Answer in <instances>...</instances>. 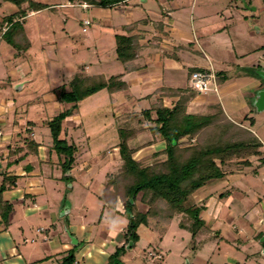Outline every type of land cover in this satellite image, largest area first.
Segmentation results:
<instances>
[{
    "label": "crops",
    "instance_id": "1",
    "mask_svg": "<svg viewBox=\"0 0 264 264\" xmlns=\"http://www.w3.org/2000/svg\"><path fill=\"white\" fill-rule=\"evenodd\" d=\"M73 1L76 2V0H68L64 6L75 5L71 4ZM84 2L86 1L82 3ZM155 2H159L160 9L152 5V12L138 13L137 19L132 18L136 8L130 0H122L108 7L96 6L95 17L98 23L114 28V38L117 34L131 36L138 45L133 49L134 51H131L132 56L124 60L117 55L115 38L113 57L120 63L118 71L97 72L106 78L116 76L113 80V90L107 88V92L109 98L114 97L117 101L118 109H123L122 112L118 111L117 116L129 109L148 108L158 99L170 105L172 99L162 96V89L189 87L191 71L199 67V70L214 73L218 90L197 92L194 97L196 100L193 101V98L192 103L196 105V101L200 100L197 104L199 110L207 104H219L229 118L251 129L253 120L251 115L254 109L251 108L249 98L255 93L254 100H256L258 94L264 90V77L253 76L248 72L239 74L237 70L241 66L244 69L258 68L260 61L264 60L262 53L264 45L259 43L255 46L250 45L251 48L247 47L248 51L240 49L242 44L236 43L241 41L242 33L239 32L237 24L240 20L228 24L233 18V11L238 8L230 5L218 7L212 3L213 1L208 0H155ZM124 3H126L124 13L128 18L123 23L115 22L117 20L110 8ZM88 4L89 7L84 10L94 6L91 5L92 3ZM79 5L81 7V3ZM1 7L13 13L17 11V7L10 2H2ZM31 12L36 11H30L28 14ZM245 39L248 38L244 35L241 42H248L244 41ZM80 47H83V44ZM12 51V48L8 49V52L12 53ZM252 55L253 57L249 58ZM80 68H85L88 74H97L89 72L86 64ZM217 73L222 74L217 76ZM21 87L20 84L18 89ZM141 101L146 105L140 104ZM192 103H189V107ZM67 118L66 128L69 124L67 122L72 123L73 130L82 127L77 114H72L71 120L69 116ZM3 123L4 120L0 121V124ZM253 132L262 143L260 149H264V138L259 136L257 131ZM2 136L0 132V137ZM8 138L6 141H0V168H2L0 182L6 186L0 193V264H63L70 256H72L70 264H108L110 257L116 252L122 264L156 262L162 264L161 261L152 258L149 251L147 256L153 263L147 261L144 254L140 256L138 248L134 251L132 246L137 241L125 248L127 242L124 234L128 222L124 219L125 210L120 204L115 207L106 205L99 198L105 182L98 180L100 169H69L68 171L41 167L24 169L21 164L31 155L38 156L39 166L49 164L50 146L47 148L40 143L36 153L25 154L24 151H20L13 154L12 149L17 148L18 145L11 146L14 145V137L9 135ZM18 138L15 142L21 140ZM30 140L33 139L28 141ZM64 172L66 177L72 175V179L64 178ZM4 175H8L9 179L1 181ZM225 184L227 183H214L208 191L219 192L226 186ZM210 197H212L210 204L213 210L205 209L206 212L202 211L201 216L206 217V221H209L213 228L216 221L213 218L215 208L220 203L214 194ZM208 243L199 247L193 254L186 246L182 250V255L191 256L187 263L218 264L211 261L215 249ZM158 251L162 253L161 250ZM249 258L247 255L244 260L248 261Z\"/></svg>",
    "mask_w": 264,
    "mask_h": 264
},
{
    "label": "rangeland",
    "instance_id": "2",
    "mask_svg": "<svg viewBox=\"0 0 264 264\" xmlns=\"http://www.w3.org/2000/svg\"><path fill=\"white\" fill-rule=\"evenodd\" d=\"M40 1L48 3L50 6L31 12L20 19H17V14L14 15L15 19L18 20L16 30L12 31L17 33V36L13 38L14 44H9L5 40L0 42V121L4 120V123L0 124V132L3 134L0 141L8 140L9 135H12L14 142L18 137L21 140L13 142L14 145L11 146L18 145V147L27 149L28 146L25 145L29 139H33L47 148L50 146L51 161L49 164L39 166L38 156L31 155L21 164L24 169H39V167L42 169H64L63 162L66 160V156L58 155L53 149L54 142L44 122L58 112L68 109L71 114H77V119L82 126L73 130L72 123L67 122L69 124L66 128L67 120L64 122V129L67 131L61 135L66 138L69 144H74L77 148L71 169H100L98 180L100 182L106 181L107 176L118 170L121 164L119 153L121 139L118 136L116 120L118 111L122 112L123 109H118L114 97L109 98L107 88L85 98L74 106L58 101L54 91L57 93L58 88L76 70H80L84 64L92 73H114L118 71L120 63L115 61L113 57V47L116 43L113 36L115 29L98 23L95 17L96 6L106 7V5L100 4L99 0H76V2L71 3L75 4L73 6H64L68 0ZM83 1L92 3L94 8L82 9L79 4ZM208 1H213L212 3L218 7L230 5L238 8L233 11V18L228 24L240 20L237 23L239 32L242 33L240 40H243L244 35L248 38L244 40L248 42L244 43L236 42L237 38L234 40L238 45L242 44L240 49L248 51L247 47L250 45L255 46L258 43L264 45V0ZM130 2L134 3V8H136L132 15L134 19L138 18V13L148 14L152 12V5L156 9L158 7L160 9L159 2L157 3L155 0H148L147 2L130 0ZM1 3L0 18L13 13L1 7ZM125 6L126 3L110 8L115 15V20H117L115 22L123 23L127 20L128 15L124 13ZM84 19H88L90 25H86L83 22ZM22 32L29 42V45H26L25 42L23 47L16 45V42L23 41V37L20 36ZM81 44L83 47H80ZM9 48L13 49L12 53L8 52ZM262 53L264 54V51ZM251 57L253 55L249 58ZM263 61H260L258 68L244 69L241 66L237 73L248 72L253 76L261 77V71L264 70ZM220 66L223 68L222 65ZM83 69L86 72V69ZM193 69L199 70V67ZM215 70L217 71L216 67ZM221 74L217 73V76ZM20 84L22 87L18 89L17 85ZM254 96H256L255 93H252L249 98L251 108L254 109L251 115L253 118L251 129L257 131L259 136L264 138V110L259 111L254 108L256 107L253 106L255 103ZM199 101L196 103L198 104ZM140 104L146 105L142 101ZM197 104H190L189 110L201 111L202 109L199 110ZM29 122L32 124L30 125ZM145 135L147 134L136 135L132 140L135 149L133 155L137 162V169L145 170L151 174L157 172L159 166L166 161L165 144L163 140H159L152 145H145L144 143L142 146L141 138H146ZM185 140L186 137H183L182 141ZM262 158H264L263 148L260 149V155L252 159L250 166H242L239 162L225 164L222 166V178L210 180L188 195L186 205L198 206L201 212L205 209L213 210V206L210 204L212 201L211 194H214L220 203L216 205L215 215H212L216 220L213 228L212 224L206 221V217L202 218L201 212L199 213L205 225L216 235L209 239L210 243H208L209 241L206 242L215 249L211 259L213 263L264 264V165L261 167L259 164ZM63 177L66 178V172H64ZM69 178L72 179V175ZM218 182H226L227 184L219 192L209 193L208 190L212 185ZM68 184L69 182L66 183V186ZM141 198L142 191L140 190L134 197H129L132 207H127L118 201L117 204L122 205L125 210L124 219L128 220L129 208H132L131 211L134 213L140 212L142 214L149 213V210L153 209L149 208V205L144 203ZM156 206L169 215L174 213L173 217L167 216L162 211L157 212L154 216L150 215L148 223L138 227V240L134 246L131 244L132 249L135 251L138 248L139 255L144 254L145 259L152 263L153 261L147 256L148 251L152 258L158 262L161 261L162 264H188L187 261H190L191 256L182 255V250L186 246L188 248L191 235L188 231L181 229L179 223L183 218L187 220L189 215L184 216L183 213L175 210H167L169 205L162 199L158 200ZM129 242L124 245L125 248ZM247 255L250 258L245 261L244 258Z\"/></svg>",
    "mask_w": 264,
    "mask_h": 264
},
{
    "label": "trees",
    "instance_id": "3",
    "mask_svg": "<svg viewBox=\"0 0 264 264\" xmlns=\"http://www.w3.org/2000/svg\"><path fill=\"white\" fill-rule=\"evenodd\" d=\"M1 1L10 2L17 7L16 12L0 18V32L5 28L0 39L9 44H14L13 38L17 36V33L12 32L16 30L17 19L26 17L28 11H38L48 7V4L37 0ZM120 1L122 0H99L98 2L113 6ZM16 14L17 19L14 16ZM20 36L23 37V43L19 41L16 45L23 47L25 42L29 45L24 32L20 33ZM115 38L118 57L124 60L130 58L131 51L138 46L137 42L131 36L117 34ZM115 77L106 78L103 74H88L83 69H78L58 88L57 93L55 91L54 93L58 101L74 106L102 89L113 90ZM162 90V96L172 99L170 105L158 99L148 108L131 109L117 116L116 127L121 139L119 143L121 164L118 170L107 176L100 199L109 206H115L118 201H121L127 207H132L129 197H134L138 191H142V201L153 209L144 214L134 213L131 211L132 208L128 209L124 238L127 243L131 241L133 244L138 240V227L147 224L150 215L154 216L157 212H161L162 209L156 204L158 200H165L169 205L167 210H175L183 213L184 216L189 215L187 220L183 218L180 221L179 227L190 233L188 248L193 253L216 235L199 216L200 207L186 205L188 195L210 180L222 178V166L225 164L239 162L242 166H250L252 159L260 155L262 143L250 128L229 118L219 104H207L198 112L190 111L189 103L197 94V91L191 87L163 88ZM70 115H72L71 111L65 109L44 122L53 139V149L58 155L66 156L63 162L65 171L71 169L77 150L74 144H69L61 135L66 132L64 122ZM29 124L31 125L32 122ZM142 133L147 134L146 138H141L142 146L144 143L152 145L159 140H163L165 144L166 161L155 173L148 174L145 170L137 169L136 166L132 140ZM183 137H186L185 141H182ZM39 145L40 143L30 140L25 145L28 146L27 149L17 147L12 149V153L17 151H25V154L36 153ZM259 164L264 165V158ZM8 177L4 175L1 181L9 179ZM11 183H14L13 180ZM5 188V184L0 182V193ZM162 212L169 217L174 215V213L169 215L165 211ZM71 261L72 256L68 257L63 264H70ZM108 264H122L118 258V252L110 257Z\"/></svg>",
    "mask_w": 264,
    "mask_h": 264
},
{
    "label": "built area",
    "instance_id": "4",
    "mask_svg": "<svg viewBox=\"0 0 264 264\" xmlns=\"http://www.w3.org/2000/svg\"><path fill=\"white\" fill-rule=\"evenodd\" d=\"M81 7L86 9L89 4L86 2L81 3ZM86 25L90 24L88 19L83 21ZM189 87L197 91L198 93H203L206 91H217V83L214 73L206 70H195L190 74L189 77Z\"/></svg>",
    "mask_w": 264,
    "mask_h": 264
},
{
    "label": "water",
    "instance_id": "5",
    "mask_svg": "<svg viewBox=\"0 0 264 264\" xmlns=\"http://www.w3.org/2000/svg\"><path fill=\"white\" fill-rule=\"evenodd\" d=\"M261 74L263 75L264 77V71L261 72ZM20 87V85H18ZM17 86V88H19ZM255 106L256 108L260 111V110H263L264 109V90H262L258 96H257V99L255 100ZM264 239V238H263ZM262 239V240H263ZM132 244V242H129V244L127 245V247H130Z\"/></svg>",
    "mask_w": 264,
    "mask_h": 264
}]
</instances>
